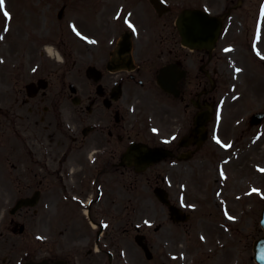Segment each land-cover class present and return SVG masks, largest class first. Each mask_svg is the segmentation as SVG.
<instances>
[{"label":"flooded vegetation","instance_id":"1","mask_svg":"<svg viewBox=\"0 0 264 264\" xmlns=\"http://www.w3.org/2000/svg\"><path fill=\"white\" fill-rule=\"evenodd\" d=\"M247 1L92 0L87 42L61 38L58 59L36 43L12 65L14 84H0V264H175L178 247L204 264L155 195L182 208L174 170L194 174L207 142L194 117L217 90L216 49L191 51L175 21L206 8L224 28ZM147 149L164 155L148 163Z\"/></svg>","mask_w":264,"mask_h":264},{"label":"rangeland","instance_id":"2","mask_svg":"<svg viewBox=\"0 0 264 264\" xmlns=\"http://www.w3.org/2000/svg\"><path fill=\"white\" fill-rule=\"evenodd\" d=\"M91 2L30 1L33 13L27 28L33 38L29 40L21 18H17L18 8L23 7L25 0H5L6 11L12 6V20L4 19L0 12V37H3L0 39V84L13 83L10 69L23 59L24 53L36 55L35 47L28 43L58 41L57 12L63 5L67 6L64 27L70 23L76 29L71 40L86 42L92 32ZM262 8L264 0H248L229 22L210 67L218 70L213 97L219 117L208 124L209 135L201 160L188 163L194 174L184 167L174 170V198L184 199L191 213L185 227L189 237L183 238L189 248L191 244L198 247L194 253L204 264V251L221 256L216 264H253L251 246L263 234L258 222L264 203V151H260L264 148V121L258 127H248L251 114L264 112V17L260 34L255 33L254 23ZM5 28L8 31H4ZM33 30H37L36 33H32ZM237 68L241 71L237 72ZM204 229L210 230L208 236ZM174 232L180 242L183 230ZM199 234L205 238L199 240ZM175 254V264H189L195 258L185 255L180 247Z\"/></svg>","mask_w":264,"mask_h":264},{"label":"water","instance_id":"3","mask_svg":"<svg viewBox=\"0 0 264 264\" xmlns=\"http://www.w3.org/2000/svg\"><path fill=\"white\" fill-rule=\"evenodd\" d=\"M196 21H200L197 23ZM186 22L185 26L184 23ZM221 23L218 19L209 18L205 13L192 10L185 11L178 21V28L183 32L184 29L189 30L190 33L199 34L204 41L199 44H195L194 47L199 48L201 45L211 49L213 45V40L216 39ZM202 33V34H201ZM192 47V46H191ZM264 117V114H258L252 117V124H258L260 120ZM172 215L174 216V209L170 208ZM260 225L264 230V206L261 213ZM254 258L258 264H264V237L256 241L254 244Z\"/></svg>","mask_w":264,"mask_h":264},{"label":"snow or ice","instance_id":"4","mask_svg":"<svg viewBox=\"0 0 264 264\" xmlns=\"http://www.w3.org/2000/svg\"><path fill=\"white\" fill-rule=\"evenodd\" d=\"M0 12L3 13V16L6 19H10V13L8 11L5 10V0H0ZM262 15H264V8H262ZM125 23L129 24V27L133 28V31H135V28L133 25H131L127 20H125ZM4 31H8V28H5ZM73 31H76L75 27L73 28ZM77 35H79V32H77ZM0 39H3V37H0ZM90 43H95V41H90ZM264 58V57H262ZM2 62V61H0ZM237 72L241 71L239 68L236 69ZM219 143V141H217ZM264 171V170H262ZM223 175V173H221ZM253 191H257L256 189H253ZM231 219V217H229ZM105 227H107V225H105ZM203 239V238H202Z\"/></svg>","mask_w":264,"mask_h":264},{"label":"bare ground","instance_id":"5","mask_svg":"<svg viewBox=\"0 0 264 264\" xmlns=\"http://www.w3.org/2000/svg\"><path fill=\"white\" fill-rule=\"evenodd\" d=\"M260 151L263 152L264 151V148H262Z\"/></svg>","mask_w":264,"mask_h":264}]
</instances>
